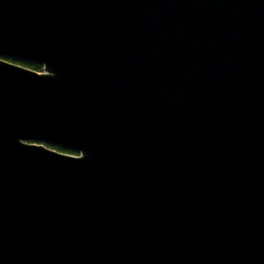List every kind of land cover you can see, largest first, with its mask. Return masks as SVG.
<instances>
[{"label":"water","instance_id":"1","mask_svg":"<svg viewBox=\"0 0 264 264\" xmlns=\"http://www.w3.org/2000/svg\"><path fill=\"white\" fill-rule=\"evenodd\" d=\"M0 264H264V0H0Z\"/></svg>","mask_w":264,"mask_h":264},{"label":"trees","instance_id":"2","mask_svg":"<svg viewBox=\"0 0 264 264\" xmlns=\"http://www.w3.org/2000/svg\"><path fill=\"white\" fill-rule=\"evenodd\" d=\"M7 60L27 66L31 69L37 70V71H41L42 70V65L38 64V63H34V62H26V61H21V60H14V59H9L7 58ZM47 146L54 148L58 151H62V152H66V153H71V154H76L75 151L70 150V149H66L60 146H55V145H51V144H47Z\"/></svg>","mask_w":264,"mask_h":264}]
</instances>
